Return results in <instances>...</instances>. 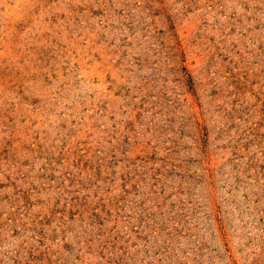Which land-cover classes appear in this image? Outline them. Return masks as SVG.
Returning <instances> with one entry per match:
<instances>
[{
	"label": "rangeland",
	"instance_id": "rangeland-1",
	"mask_svg": "<svg viewBox=\"0 0 264 264\" xmlns=\"http://www.w3.org/2000/svg\"><path fill=\"white\" fill-rule=\"evenodd\" d=\"M0 264H264V0H0Z\"/></svg>",
	"mask_w": 264,
	"mask_h": 264
}]
</instances>
